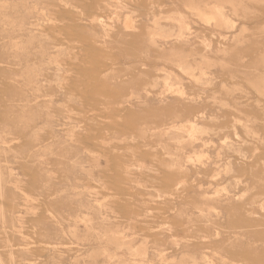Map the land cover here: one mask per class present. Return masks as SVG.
Segmentation results:
<instances>
[{"label": "rangeland", "instance_id": "374dc122", "mask_svg": "<svg viewBox=\"0 0 264 264\" xmlns=\"http://www.w3.org/2000/svg\"><path fill=\"white\" fill-rule=\"evenodd\" d=\"M0 264H264V0H0Z\"/></svg>", "mask_w": 264, "mask_h": 264}]
</instances>
